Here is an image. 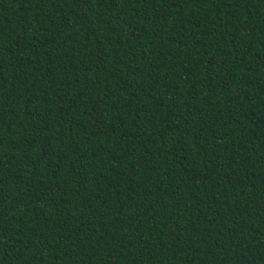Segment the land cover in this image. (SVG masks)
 I'll use <instances>...</instances> for the list:
<instances>
[{
    "label": "trees",
    "instance_id": "obj_1",
    "mask_svg": "<svg viewBox=\"0 0 264 264\" xmlns=\"http://www.w3.org/2000/svg\"><path fill=\"white\" fill-rule=\"evenodd\" d=\"M0 264H264V0H0Z\"/></svg>",
    "mask_w": 264,
    "mask_h": 264
}]
</instances>
